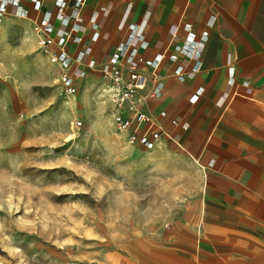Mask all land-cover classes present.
I'll use <instances>...</instances> for the list:
<instances>
[{
  "label": "rangeland",
  "instance_id": "374dc122",
  "mask_svg": "<svg viewBox=\"0 0 264 264\" xmlns=\"http://www.w3.org/2000/svg\"><path fill=\"white\" fill-rule=\"evenodd\" d=\"M107 85L91 71L67 95L29 22L0 24V264L198 259L203 173L178 146L128 144Z\"/></svg>",
  "mask_w": 264,
  "mask_h": 264
},
{
  "label": "crops",
  "instance_id": "0c3cea01",
  "mask_svg": "<svg viewBox=\"0 0 264 264\" xmlns=\"http://www.w3.org/2000/svg\"><path fill=\"white\" fill-rule=\"evenodd\" d=\"M33 3L22 0L30 10ZM53 3L43 2L53 12L56 50L74 55L75 34L69 27L68 35L56 31L63 28L61 16L76 15L89 58L105 63L126 42L143 57L145 88L136 103L153 117L146 128H160L158 144L178 146L203 173L194 203L197 222L190 229L198 259L192 255L191 264H264V0H65L61 8ZM130 24L142 27L143 43L129 36ZM203 31L208 38L200 56L168 60L176 44ZM156 54L162 55L159 61ZM177 65L183 66V81L173 74ZM158 79L161 95L147 97ZM194 94L199 102L189 101Z\"/></svg>",
  "mask_w": 264,
  "mask_h": 264
},
{
  "label": "built area",
  "instance_id": "2783aa9c",
  "mask_svg": "<svg viewBox=\"0 0 264 264\" xmlns=\"http://www.w3.org/2000/svg\"><path fill=\"white\" fill-rule=\"evenodd\" d=\"M34 2L32 9H28L22 4V0H0V24L7 17H16L30 22L31 31L37 38L40 52L46 56L50 64L56 66L58 81L64 86L67 95L76 92L78 82L91 71H97L108 83V91L113 102V121L117 129L126 134L127 143L132 146L142 147L147 151L155 149L160 140V128L148 129L147 125L153 122L152 115L140 110L137 107L136 97L140 90L145 88V77L139 71V66L143 62V57L138 49L131 43H122L117 50L108 58L105 63H97L89 58V48L83 42V38L78 34L81 31V20L76 15L61 16L59 24L61 27L56 31V35L63 36L69 33L65 30L69 27L72 36V43L78 45L74 55L66 50H56V42L53 36V12L44 6L45 0H31ZM54 6L61 8L65 0H53ZM103 9V8H102ZM75 10V8H74ZM33 11V16L30 15ZM94 23V22H93ZM96 28V24H93ZM129 36L144 42V34L139 24L128 26ZM190 29L189 24L184 25V30ZM207 32L203 31L196 40L185 39L182 43L174 46V53L168 55V60L176 62L178 57L187 60L200 56L201 45L207 40ZM162 58L161 54L154 56L155 61ZM173 74L179 81L185 79L183 66L177 65ZM228 85L234 83V67H228ZM163 90V82L158 79L147 91L146 96L158 97ZM189 101L196 103L200 101L197 95H191ZM165 116V112H160ZM176 123L175 120H172ZM80 123L78 122L77 125Z\"/></svg>",
  "mask_w": 264,
  "mask_h": 264
},
{
  "label": "bare ground",
  "instance_id": "6f19581e",
  "mask_svg": "<svg viewBox=\"0 0 264 264\" xmlns=\"http://www.w3.org/2000/svg\"><path fill=\"white\" fill-rule=\"evenodd\" d=\"M201 246V245H200ZM203 249V248H202ZM201 253V252H200ZM201 255V254H200ZM204 256V255H203Z\"/></svg>",
  "mask_w": 264,
  "mask_h": 264
}]
</instances>
